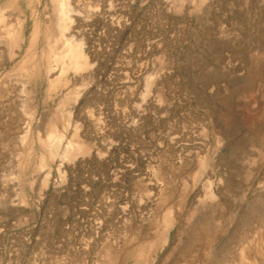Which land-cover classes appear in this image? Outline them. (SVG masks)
I'll list each match as a JSON object with an SVG mask.
<instances>
[{
  "label": "rangeland",
  "instance_id": "rangeland-1",
  "mask_svg": "<svg viewBox=\"0 0 264 264\" xmlns=\"http://www.w3.org/2000/svg\"><path fill=\"white\" fill-rule=\"evenodd\" d=\"M61 1L0 0V264H264V0Z\"/></svg>",
  "mask_w": 264,
  "mask_h": 264
},
{
  "label": "bare ground",
  "instance_id": "bare-ground-1",
  "mask_svg": "<svg viewBox=\"0 0 264 264\" xmlns=\"http://www.w3.org/2000/svg\"><path fill=\"white\" fill-rule=\"evenodd\" d=\"M60 5H61L60 6V17L62 19V20L61 19L60 20L63 21L62 22V25H63V24H65L66 20L69 19V14H68L69 10L65 6V1L64 0L61 1ZM61 21H60V23H61ZM65 26H64V28H65ZM1 43H2V40H1ZM65 45H66L65 56H68V58L70 59V64H77L78 63V57H79L78 49L76 47H73L72 45H69L68 43L67 44L65 43ZM52 69L54 71L57 70L58 69V65L54 64Z\"/></svg>",
  "mask_w": 264,
  "mask_h": 264
}]
</instances>
